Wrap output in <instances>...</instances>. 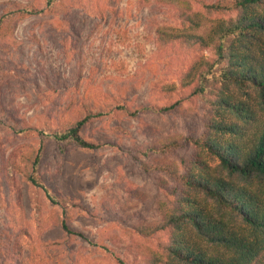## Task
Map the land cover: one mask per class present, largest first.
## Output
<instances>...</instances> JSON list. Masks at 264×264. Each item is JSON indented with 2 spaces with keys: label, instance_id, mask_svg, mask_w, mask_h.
I'll use <instances>...</instances> for the list:
<instances>
[{
  "label": "rangeland",
  "instance_id": "rangeland-1",
  "mask_svg": "<svg viewBox=\"0 0 264 264\" xmlns=\"http://www.w3.org/2000/svg\"><path fill=\"white\" fill-rule=\"evenodd\" d=\"M215 2L62 0L53 12L14 18L0 37V123L32 130L0 124V264H149L168 236H142L136 225L159 220L178 184L143 165L165 160L182 171L194 155L188 138L201 134L209 108L185 76L214 57L200 45L163 44L157 33L188 26L184 13H201L207 26L236 15L208 13ZM45 3L0 0V17ZM144 107L156 112L132 116ZM90 113L100 116L80 135L98 148L50 143L43 152L40 176L65 201L54 204L24 177L35 130H66ZM170 138L179 146L146 154ZM62 220L83 237H68Z\"/></svg>",
  "mask_w": 264,
  "mask_h": 264
},
{
  "label": "trees",
  "instance_id": "trees-1",
  "mask_svg": "<svg viewBox=\"0 0 264 264\" xmlns=\"http://www.w3.org/2000/svg\"><path fill=\"white\" fill-rule=\"evenodd\" d=\"M61 1L46 0L45 9L22 6L5 11L0 17V37L15 17L53 12ZM204 8L208 13L236 15L207 26L201 13H184L188 26L162 28L157 33L163 44L179 41L212 50L214 57L195 63L184 83L197 81L193 93L208 105L209 113L201 134L188 138L195 153L182 171L165 160L143 165L145 171L164 172L175 179L178 189L176 198L165 202L161 218L136 225V231L146 237L168 236L149 264H264V0H217ZM143 111L156 109L144 107L131 114ZM98 116L90 113L66 130H35L39 147L29 157L24 177L52 203L65 201L40 176L44 150L50 143L60 148L67 143L98 148L80 135L83 126ZM2 123L17 135L32 130ZM178 146V140L170 138L146 154L166 153ZM61 225L68 237H83L65 220ZM117 263L127 264L120 257Z\"/></svg>",
  "mask_w": 264,
  "mask_h": 264
}]
</instances>
